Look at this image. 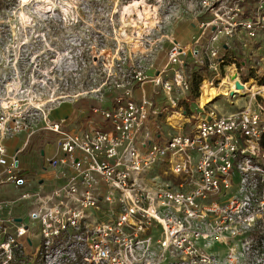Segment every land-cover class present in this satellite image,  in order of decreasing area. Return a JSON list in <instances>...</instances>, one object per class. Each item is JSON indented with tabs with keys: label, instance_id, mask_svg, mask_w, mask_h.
<instances>
[{
	"label": "built area",
	"instance_id": "built-area-1",
	"mask_svg": "<svg viewBox=\"0 0 264 264\" xmlns=\"http://www.w3.org/2000/svg\"><path fill=\"white\" fill-rule=\"evenodd\" d=\"M241 1L201 22L191 40L168 38L157 64L145 51L131 70L141 85L136 91L117 85L120 94L109 90L82 108L75 95V108L101 123L68 131L67 117L51 120L47 110L28 115V127L14 114L5 127L0 116V187H27L20 154L32 137L47 134L55 135V147L37 148V156L59 180L37 178L16 198L0 192V264H198L202 240L237 242L264 228L263 95L250 93L231 112L198 104L189 118L179 105L187 102L190 73L207 68L218 78L227 64L225 74L233 66L238 79L235 57L226 61L234 42L246 63L264 58L258 47L264 0ZM150 61L154 71L147 75ZM229 91L242 96L231 85ZM24 128L22 145L10 152L5 140ZM24 201L27 213L19 206Z\"/></svg>",
	"mask_w": 264,
	"mask_h": 264
},
{
	"label": "rangeland",
	"instance_id": "rangeland-1",
	"mask_svg": "<svg viewBox=\"0 0 264 264\" xmlns=\"http://www.w3.org/2000/svg\"><path fill=\"white\" fill-rule=\"evenodd\" d=\"M134 1L15 0L0 8V116L4 117L5 127L13 125L14 114L20 113L21 121L28 127V115L39 117L41 111L47 110L51 120L67 117L64 125L68 131H78L88 120L101 123L97 114L75 108L72 104L75 95L80 94L76 102L82 108L93 101L90 98L109 90L120 94L123 88L117 85L136 91L141 85L132 82L131 70L144 60L145 51L152 54L151 61H162L168 38L181 35L180 39L187 42L198 34L199 24L212 19L216 11L220 14L242 3L241 0H206L207 4L202 0H138L136 6H131ZM258 47L262 57L264 35ZM229 55L235 57L242 84L251 81L264 86V58L258 63L251 60L246 63L248 58H244L235 42L227 52V62ZM151 61L144 64L147 75L154 71ZM226 65L218 78L207 68L196 76L190 73L191 88L185 97L191 105L179 104L188 109V118L198 105L196 100L203 82L209 86L210 96L209 93L205 96L202 105L216 93L217 97L207 102V106L221 113L235 111L247 101L250 92L245 90L239 91L242 95L239 97L225 96L230 89L228 83L217 91ZM259 93L263 95V91ZM59 103L63 104L57 107ZM26 132L28 129L21 131ZM55 141L53 134L32 137L20 154L21 170L29 180L27 187L1 186L0 192L16 198L22 191L32 189L41 169L36 150L44 147L48 153L55 147ZM162 178L170 179L164 175ZM22 203L19 205L22 213H27L28 201ZM231 249L235 259L232 263L228 259ZM196 255L198 264H264V228L252 230L237 242L227 237L221 241L209 237L201 241Z\"/></svg>",
	"mask_w": 264,
	"mask_h": 264
},
{
	"label": "bare ground",
	"instance_id": "bare-ground-1",
	"mask_svg": "<svg viewBox=\"0 0 264 264\" xmlns=\"http://www.w3.org/2000/svg\"><path fill=\"white\" fill-rule=\"evenodd\" d=\"M21 1H22V2H25V1H28V0H21ZM137 3H139V1H138V0H135V1L131 4V6H136ZM139 18H141V15H140ZM237 82H238V79H237L236 71H235V69H234L233 66H229V67H228V71H227V73L224 74V77H222V78L220 79V83H219V86H218V88H217V91L223 89L222 87H223L224 84L229 83V84L231 85V87H235V90H237V92H239V91L242 92L243 90H245V91H247V92H250V93H256V92H261V91H263V96H264V86H260V85L255 84L254 82L248 81V82H245L244 84H242V88H239V89H238V88L236 87V83H237ZM202 84H203V86H202V88H201L200 96L198 97V100H196L197 103H198L200 106H204L207 102H211V100H213L214 98L217 97V93H216V94L212 95L211 98H208V99H207V102H205V104L202 105V104L204 103V100H205L204 98H205V96H206V95L209 93V91H210V88H209V86L206 84V82H203ZM225 90H227V89L225 88ZM233 90H234V89H231L230 91L232 92ZM228 92H229V90H228ZM228 92H227V94H228ZM242 94H243V93H242ZM208 96H210V93L208 94ZM225 96H226V95H225ZM177 117H178V115H177V114H174L173 116L169 117L168 120H172V119H175V118H177Z\"/></svg>",
	"mask_w": 264,
	"mask_h": 264
},
{
	"label": "crops",
	"instance_id": "crops-1",
	"mask_svg": "<svg viewBox=\"0 0 264 264\" xmlns=\"http://www.w3.org/2000/svg\"><path fill=\"white\" fill-rule=\"evenodd\" d=\"M180 36L181 35H179L178 37H175V38L177 40L182 41L180 39ZM184 40H185V38H184ZM157 58H158V56H157ZM160 61H161V59H160ZM160 61H156L155 63L157 64ZM144 88H145L144 90H146V91H149L151 89L150 86L147 85V84L144 85ZM187 102H188L189 105H191V101L188 100ZM62 104L63 103H59L57 105V107L59 105H62ZM24 138H25V134L19 133L18 135L14 136L13 138L6 139L5 140V144H6L7 148H8V150L11 152L16 147H20L22 145V143H23ZM40 163H41V161L39 162V164ZM40 165H41V167H40L41 169H40V171L37 174V178L39 180L41 179V180H43V182H45L47 184H54L55 182H57V183L59 182V180L56 178L57 169L52 168V167H50V166H48L47 164H44V163H41Z\"/></svg>",
	"mask_w": 264,
	"mask_h": 264
},
{
	"label": "trees",
	"instance_id": "trees-1",
	"mask_svg": "<svg viewBox=\"0 0 264 264\" xmlns=\"http://www.w3.org/2000/svg\"><path fill=\"white\" fill-rule=\"evenodd\" d=\"M10 1H15V0H0V8H2L4 5H6ZM246 79L244 78L243 81Z\"/></svg>",
	"mask_w": 264,
	"mask_h": 264
},
{
	"label": "water",
	"instance_id": "water-1",
	"mask_svg": "<svg viewBox=\"0 0 264 264\" xmlns=\"http://www.w3.org/2000/svg\"><path fill=\"white\" fill-rule=\"evenodd\" d=\"M236 87L239 89V88H242V84L241 83H236ZM18 220V219H17Z\"/></svg>",
	"mask_w": 264,
	"mask_h": 264
}]
</instances>
